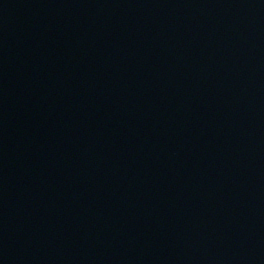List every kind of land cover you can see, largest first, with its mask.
<instances>
[{
  "label": "water",
  "instance_id": "1",
  "mask_svg": "<svg viewBox=\"0 0 264 264\" xmlns=\"http://www.w3.org/2000/svg\"><path fill=\"white\" fill-rule=\"evenodd\" d=\"M0 264H264V0H0Z\"/></svg>",
  "mask_w": 264,
  "mask_h": 264
}]
</instances>
